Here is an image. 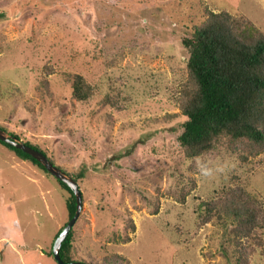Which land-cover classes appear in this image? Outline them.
Here are the masks:
<instances>
[{
	"label": "rangeland",
	"instance_id": "obj_1",
	"mask_svg": "<svg viewBox=\"0 0 264 264\" xmlns=\"http://www.w3.org/2000/svg\"><path fill=\"white\" fill-rule=\"evenodd\" d=\"M206 6L264 31V0H0V125L69 170L86 168L77 261H235L223 228L199 222V206L237 185L264 199V153L222 145L191 159L179 143L186 119L177 98L189 57L182 36ZM68 73L97 87L90 102L72 100ZM45 76L49 92L39 89ZM107 95L124 109L99 106ZM67 195L0 145V264H57L49 251L68 219ZM251 264H264V243L253 244Z\"/></svg>",
	"mask_w": 264,
	"mask_h": 264
},
{
	"label": "trees",
	"instance_id": "obj_2",
	"mask_svg": "<svg viewBox=\"0 0 264 264\" xmlns=\"http://www.w3.org/2000/svg\"><path fill=\"white\" fill-rule=\"evenodd\" d=\"M204 11L205 18L192 26L190 33L182 36V44L189 57L188 76L177 98L179 114L186 119L179 136L180 147L184 155L191 159L222 145L234 153L239 151L240 145H244L248 154L260 155L264 153V31L244 15L226 9L214 11L208 6ZM44 69L45 75H51L54 65L47 63ZM67 79L73 101L88 103L95 96L97 87L83 74L68 73ZM39 89L49 92L46 76ZM106 105L124 109L119 96L107 95L99 103V106ZM0 128L7 131L1 125ZM10 135L22 139L20 134L11 132ZM24 142L47 155L54 165L80 185L86 168L81 171L69 170L58 164L48 150L27 140ZM0 145L47 176L54 177L68 193V219L56 234L57 237L76 214L78 202L73 189L52 175L31 154L1 139ZM197 217L202 225L211 222L220 225L224 230L223 243L233 242L235 261L232 262L225 252L227 264H251L253 244L264 243L261 234L264 230V199L247 186L237 185L217 199L201 202ZM127 226L133 232L136 230L132 218ZM75 228L71 229L60 248V255L67 263L77 261L79 253ZM121 239L127 243L131 237L125 232ZM49 254L54 257L53 243ZM107 260L115 264H130L129 259L121 254L108 256Z\"/></svg>",
	"mask_w": 264,
	"mask_h": 264
},
{
	"label": "water",
	"instance_id": "obj_3",
	"mask_svg": "<svg viewBox=\"0 0 264 264\" xmlns=\"http://www.w3.org/2000/svg\"><path fill=\"white\" fill-rule=\"evenodd\" d=\"M0 139L4 142H7L8 144H11L17 148L22 149L28 154H31L33 157L40 160L46 167V169L55 177L60 179L61 181L68 184L74 191L76 197H77V211L74 217L66 224V226L63 228V230L59 233V235L56 237V240L54 242L53 246V254L55 259L57 260L58 264H87L82 261H73V262H65L61 255H60V248L62 246V243L68 236L71 229L75 226L77 221L79 220L82 210H83V194L79 187V184L73 180L71 177H69L65 172H63L59 167L54 165L48 158L47 155H45L43 152L31 147L30 145L26 144L25 142H22L20 139L16 137L7 136L4 131L0 128Z\"/></svg>",
	"mask_w": 264,
	"mask_h": 264
}]
</instances>
